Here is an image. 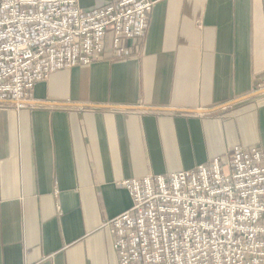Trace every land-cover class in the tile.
<instances>
[{
	"label": "crops",
	"instance_id": "0c3cea01",
	"mask_svg": "<svg viewBox=\"0 0 264 264\" xmlns=\"http://www.w3.org/2000/svg\"><path fill=\"white\" fill-rule=\"evenodd\" d=\"M110 0H78L93 10ZM127 59L52 74L0 104V264H119L123 180L264 154L263 0H152ZM121 107L123 109H121Z\"/></svg>",
	"mask_w": 264,
	"mask_h": 264
},
{
	"label": "built area",
	"instance_id": "2783aa9c",
	"mask_svg": "<svg viewBox=\"0 0 264 264\" xmlns=\"http://www.w3.org/2000/svg\"><path fill=\"white\" fill-rule=\"evenodd\" d=\"M154 5L0 0V104L23 108L56 72L129 58ZM225 159L120 182L132 207L105 225L119 264H264V154L236 146Z\"/></svg>",
	"mask_w": 264,
	"mask_h": 264
},
{
	"label": "water",
	"instance_id": "95a60500",
	"mask_svg": "<svg viewBox=\"0 0 264 264\" xmlns=\"http://www.w3.org/2000/svg\"><path fill=\"white\" fill-rule=\"evenodd\" d=\"M263 93H264V89H263V90H260V91H258V92H255L254 94L248 96L247 98H244L243 100L236 101V102H232V103H230V104H228V105H226V106H222V107L215 108V109H212V110H207V111H199V110H172V111L182 112V113H199V112H203V113H211V112H215V111H217V110H219V109H222V108H224V107L231 106V105H233V104H236V103H238V102L244 101V100H246V99L252 98V97H254V96H257V95H260V94H263ZM121 109H123V108L121 107Z\"/></svg>",
	"mask_w": 264,
	"mask_h": 264
}]
</instances>
